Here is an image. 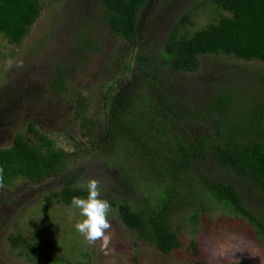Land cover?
Wrapping results in <instances>:
<instances>
[{"label": "trees", "instance_id": "trees-1", "mask_svg": "<svg viewBox=\"0 0 264 264\" xmlns=\"http://www.w3.org/2000/svg\"><path fill=\"white\" fill-rule=\"evenodd\" d=\"M145 1L99 0L102 13L93 16L114 34L134 41L142 28ZM204 3L214 10L211 21L189 33L194 22L183 15L161 46L146 50L139 45L125 65L126 73L113 72L103 84L106 95L97 112L102 134L94 145L99 150L103 144L112 145L133 156L145 150L144 165L152 176L144 183L140 168L127 162L136 171L126 172L121 182L131 193L101 191V196L137 240L162 253L181 246L170 222L171 208L187 202V196L196 200V194L202 199L199 205H218L241 217L264 244V71L256 66L264 64V0ZM40 13L39 0H0V34L10 43H20ZM86 47L94 49L91 42ZM77 48L86 51L81 44ZM209 55L236 62L206 77L196 76L201 58ZM65 78L57 74L53 79L55 94L66 89ZM123 152L120 157L127 161ZM65 157L49 138L36 144L18 133L10 146L0 148V184L8 187L19 179L36 182L59 174L66 167ZM153 176L161 180V187ZM61 178V187L45 196L48 205H71L73 196H86L76 184L79 174ZM149 181L158 192L153 202L142 200ZM8 241L29 261L62 264L33 238L17 233ZM190 248L193 264H207L196 241Z\"/></svg>", "mask_w": 264, "mask_h": 264}, {"label": "rangeland", "instance_id": "rangeland-1", "mask_svg": "<svg viewBox=\"0 0 264 264\" xmlns=\"http://www.w3.org/2000/svg\"><path fill=\"white\" fill-rule=\"evenodd\" d=\"M39 2L41 13L20 43H10L0 34V120L16 117L14 122L1 128L22 131L25 115H31L29 112H34L35 105L45 106L44 113L36 116L42 120L41 129L47 132L55 146L66 152V167L61 173L36 182L19 179L12 186L0 184V264H42L27 260L21 249L10 246L8 236L17 233L39 241L62 264H86L87 261L95 264H193L190 248L193 240L198 243L207 264H264V244L251 226L221 206L199 205L202 199L198 194L196 200L187 196V202L171 208L170 222L178 230L181 246L170 253H162L137 240L135 233L122 224L114 207L108 215L112 225L108 233L110 240L103 246L101 241L90 244L74 228L75 222L82 218L72 205L46 203L45 196L61 187L62 174H79L76 184L80 186L88 178H95L101 191H110L116 196L131 193L121 182L126 172L136 171L127 162L140 168L144 183L145 178L152 176L147 174L149 170L144 165L145 150L133 156L112 145L103 144V150L94 145L95 137L102 134V116L97 112L101 111L103 84L110 81L114 68L117 71H113L114 74L124 75L128 60L141 48L129 52L128 42L113 40V32L106 23L93 16V12L102 13L99 0ZM151 2L142 18L140 31V45L146 50L153 49L154 44L161 46L172 24L181 16L192 18L194 25L187 29L192 33L209 23L214 13L204 0ZM89 42L94 49L86 50L84 56L77 47ZM113 47L119 64L115 63L107 72L102 62ZM235 62L221 55L205 56L201 58L196 76L206 77ZM256 66L264 71V64ZM57 74L67 77L65 87L69 95H65L68 91L55 94L53 79ZM84 84H89L86 85L88 91L82 86ZM94 84L97 85L94 96L98 106L91 108L89 104L90 108L73 112L71 101L75 91L81 90L87 95ZM7 108L9 110L1 111ZM122 152L129 156L127 161L120 157ZM150 181L142 200L153 202L158 192ZM154 183L162 186L158 177Z\"/></svg>", "mask_w": 264, "mask_h": 264}, {"label": "flooded vegetation", "instance_id": "flooded-vegetation-1", "mask_svg": "<svg viewBox=\"0 0 264 264\" xmlns=\"http://www.w3.org/2000/svg\"><path fill=\"white\" fill-rule=\"evenodd\" d=\"M145 2H146L145 7L150 8L151 7L150 4L152 3L151 0H147ZM144 15H145V13L141 14L140 17L143 18ZM141 30H142V28H141ZM140 31H139L138 39H136L134 41H127V40L123 39L122 37H120L114 33H112V37H113V40L117 43L120 41L128 42L129 45L127 46V49L129 50V52H132L141 44L140 43V38H141L140 37V35H141ZM84 47H85V50H88L86 45H84ZM116 47H119V44L116 45ZM114 49H115L114 47L111 48L110 55L105 60H103V62H102V65H104L107 72H109L111 70V68H114L113 66H115V63L119 64V58H116V54H115ZM92 50L93 49H91L89 51H92ZM81 52L84 54V56L87 54V51L83 52L81 50ZM112 56H115V57H112ZM113 71H116V69L114 68L112 70V73H113ZM111 77L113 78L114 75L112 74ZM116 78H118V77H116ZM65 79H67V78H65ZM79 81H81V79ZM86 85H89V84H84L82 86L84 88L87 87V91H88L89 87ZM91 86H92V88L88 92L87 95H85L83 93V91H81V90L75 91V96L73 97V99L71 101V109H73V112L77 111V110H84L86 108H90L89 104H92L91 108L98 106V104H96L97 99H95V96H94L95 92L97 91V85L94 84ZM67 91L68 90L66 88L64 91H61V93H66ZM103 93H104V95H103V98H104V96L106 95V92L104 91V89H103ZM69 94H70V91H68L65 95H69ZM54 105H56V104H54ZM7 110H9V109L7 108V109L1 110V111H7ZM33 110H34V112H29V113H31V115L30 114L28 116H27V114L25 115V118H24L25 119V121H24L25 127L22 131H14L13 129L8 131L6 128H1L10 122H14L16 120L15 115L14 116H8L4 121L0 120V148L10 146L13 143V140L18 133H21V135H23L26 139H28V140L32 141L33 143H36V144H42L43 142L46 141V138H49L51 143L55 146L53 140L48 136L47 132L45 130L41 129L42 128V125H41L42 120L36 116L40 113L41 114L44 113L45 106H42V105L36 106L35 105ZM28 111H31V110L29 109ZM38 135L44 137V139L42 140L41 138L38 137ZM57 149H60V148H57Z\"/></svg>", "mask_w": 264, "mask_h": 264}, {"label": "clouds", "instance_id": "clouds-1", "mask_svg": "<svg viewBox=\"0 0 264 264\" xmlns=\"http://www.w3.org/2000/svg\"><path fill=\"white\" fill-rule=\"evenodd\" d=\"M86 196H73L71 205L79 211V219L74 228L90 244L101 241L106 246L110 240L109 231L112 225L108 219L111 205L108 200L102 198L100 183L95 178H88L82 185Z\"/></svg>", "mask_w": 264, "mask_h": 264}]
</instances>
